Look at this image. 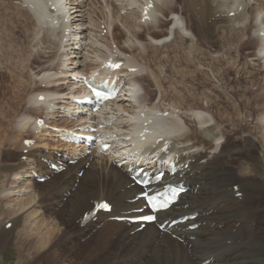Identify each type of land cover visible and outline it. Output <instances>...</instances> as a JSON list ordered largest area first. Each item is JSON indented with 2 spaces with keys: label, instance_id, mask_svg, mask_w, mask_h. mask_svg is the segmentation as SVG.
I'll return each instance as SVG.
<instances>
[{
  "label": "bare ground",
  "instance_id": "bare-ground-1",
  "mask_svg": "<svg viewBox=\"0 0 264 264\" xmlns=\"http://www.w3.org/2000/svg\"><path fill=\"white\" fill-rule=\"evenodd\" d=\"M13 1L21 3L14 5ZM114 1L108 0L110 4L107 3V8L113 12L110 27L118 28V24L123 27L121 43L117 38L119 33L115 31L103 42L97 41L96 22L106 19L99 0H65L66 14L71 19L69 36L60 29L64 27L63 19L55 12L50 16L57 24L51 26L41 23L36 4L24 7L25 3L29 4L24 0H0V178L4 176L0 200L6 201L8 206L5 210L8 219L5 217L2 229L0 227V251L15 240L20 249V262L27 260L29 263L33 259L36 264H200L209 258L211 264H264V177L259 178L244 159L255 147L256 158L264 164V79L259 78L257 82L251 73L246 72L240 81L229 79L222 83L224 91L227 87L235 97V101L225 100L229 101L228 109L220 105L222 94L210 93L209 89L200 93L198 87L193 86L202 74L209 80L207 71L200 74L202 67L213 71L217 78L222 76L224 69L245 70L248 67L257 69L264 77V36L260 35L264 34V5L258 6L259 0H177L180 4L177 11L191 14L190 18L184 20L182 16L181 19L185 21L186 31L192 32L193 39L175 31L170 45L159 46L169 34L161 36L158 29L165 25L164 19L168 15L177 13V1L163 0L154 20L145 24L139 22L136 11L119 15L128 0H120L119 5H114ZM113 5L119 7L118 11ZM231 12L237 14L229 17ZM224 37L236 44L225 45ZM77 40L87 41L83 53L76 50L79 47ZM105 44H116L129 53L133 63L140 67L135 80L142 85L149 82L155 86L161 96L159 103L179 110L176 121L182 123L183 120L193 129L192 133H182L181 124L175 138L176 150L184 146L180 153H192L196 160L192 176L185 178L198 189L196 194H186L183 204H188V209L170 212L172 215L198 212L203 223L198 231L186 234L185 243L173 240L168 234H159L154 226L132 236L130 230L121 224L104 223L97 229L96 226L106 217L102 215L99 222L88 226V231L75 226L76 220L91 209L93 201L108 200L113 204V214L141 205L127 203L139 190L130 187L127 175L112 161L101 157L92 160L76 187L75 172L85 169L87 160L69 166L66 172L43 184L33 179L32 171L51 173L41 157L51 159L53 156L32 147L26 155L23 154V136L29 134L30 129L35 132V118L31 115L44 109L52 110L53 116L55 113L60 115L62 109V116L68 117L71 107L65 95L72 94L74 88L70 89L68 76L80 71V67L95 66L104 55ZM245 45L253 47V54L243 63L233 58L222 60L225 53H232L233 46L239 53L240 46ZM62 48L66 52H61ZM161 49H165V55ZM169 51L175 58L183 55L182 61L176 59L172 62L176 63V70L170 67L182 79L180 83L166 76ZM200 54L204 59L198 61ZM62 76L64 79L60 78ZM186 81L192 86L185 85ZM37 83H45L47 88L37 93ZM241 83L239 89L232 85ZM143 90L140 105L144 106L153 94L150 86L143 87ZM40 94H44L45 101H37ZM203 101L207 106L202 104ZM125 102H120L116 112L120 114L122 124H127L131 119L129 114L136 110ZM154 104L151 107H161ZM214 109L217 113L213 112ZM23 111L26 115H22ZM192 111L195 112L193 123L186 115ZM205 113L213 125H209ZM247 119L255 125L254 130H246L250 124ZM16 121L20 129L16 127ZM236 122H243L245 126L236 127ZM51 124L57 125L56 120ZM228 125L236 127L233 133L226 130ZM237 134L241 137H236ZM257 135L261 142L258 147L253 141ZM39 141L43 143L42 139ZM17 149L22 150L21 153L18 154ZM23 156H27L24 162L21 160ZM201 159H207L208 163L199 165ZM236 184L243 194L241 199L235 198L230 188ZM68 192L70 196L64 201ZM9 221L13 226L7 231L4 226ZM16 230L17 234L14 233ZM190 235H195L196 240H189Z\"/></svg>",
  "mask_w": 264,
  "mask_h": 264
},
{
  "label": "rangeland",
  "instance_id": "rangeland-1",
  "mask_svg": "<svg viewBox=\"0 0 264 264\" xmlns=\"http://www.w3.org/2000/svg\"><path fill=\"white\" fill-rule=\"evenodd\" d=\"M117 1V5H119V4H121L120 3V0H116ZM119 3V4H118ZM122 29H123V27H122ZM186 30V29H185ZM163 35L166 33V29H164L163 30ZM180 33L181 34H183L184 36H186L188 39H190V40H192L193 39V36H192V34L190 33V32H185V31H180ZM143 34H145V33H143ZM119 38V42H121L122 41V39H123V37H122V33H120V36L118 37ZM145 38V37H144ZM145 40V39H144ZM229 40V41H228ZM223 43L225 44V45H230V42H231V44H236V43H234V42H232V40H230L229 39V37H226V39H225V37H224V39H223ZM251 48V49H250ZM163 50H165V49H163ZM162 49L160 50V52L162 53V54H164L165 55V53H164V51H163ZM235 46H233V49H230V51L232 52L231 54H224L223 55V59L222 60H225V61H230L232 58L235 60H240V63H243L244 62V60H246V58L248 59L249 57H251V55L253 54V52H251L252 50H253V47H251V45H245V46H243V47H241L240 46V50H239V53H236L235 52ZM170 54V55H169ZM201 55V56H200ZM199 56H197L198 58H197V60L198 61H200V59L201 60H203L204 59V56L202 55V54H200ZM167 56L169 57L168 59V62H167V70H168V73H167V75L168 76H170L171 78H173V79H176L175 78V76L178 78L179 77V75H177V74H174L173 72H172V70L171 69H175L176 70V63L175 64H173L172 62L173 61H175L176 59H178L179 61H182V57H183V55H178V58H175V57H172V56H174V54L172 53L171 54V52L169 51L168 53H167ZM192 58H193V56H192ZM151 59V58H150ZM81 60V59H80ZM170 67H171V69H170ZM200 74H202V73H204V71H207L208 72V74H209V80H206L202 75L199 77V78H197V84H194L193 86L194 87H198L197 88V90H198V92H203V91H207L208 89H209V91H210V93L213 91L214 93H219L220 95H221V103H220V105H221V107H223V108H225V109H228V108H230V104L228 103V102H226L225 100H232V101H235V97L234 96H232V94L230 93V90L226 87L225 88V90H227V91H224V88H222V83H224V82H227V81H229V79H234L235 80V82L236 81H240L239 79H240V77H241V75L242 76H244L245 74H246V72H249V73H251V76L253 75L255 78H256V81L257 82H259V78H263L264 79V77L263 76H261L260 75V73H259V71L257 70V69H255V68H250V67H248V69H241V70H236V69H229V71H228V69H224L223 71V73H221L222 74V76L221 77H223V78H221V77H216L215 75H214V72L213 71H211V72H209V70L208 69H204L203 67H202V69H200ZM226 71V72H225ZM241 71V72H240ZM32 73V72H31ZM225 74V75H224ZM258 78V79H257ZM172 79V80H173ZM236 79H238V80H236ZM200 80H202V81H200ZM204 80V81H203ZM48 81V80H47ZM46 81V82H47ZM174 81V80H173ZM209 81H210V83H209ZM204 82H205V84H204ZM11 84V83H10ZM9 84V85H10ZM201 84V85H200ZM212 84V85H211ZM37 85H39V83H37ZM45 84L43 83H41V85H39V89L40 88H44L43 86H44ZM185 85H189V86H192V84H190V82L188 81H186V83H185ZM233 86H235V89H239L243 84L241 83V84H239V85H236V84H232ZM262 85L264 86V83H262ZM1 86V85H0ZM35 86V85H34ZM146 86H149V84L148 83H146ZM216 86V87H215ZM200 87V88H199ZM203 87V88H202ZM211 87V88H210ZM239 87V88H238ZM199 89H200V91H199ZM211 89V90H210ZM220 91H219V90ZM150 90H152L153 92H155V94H154V96H153V100L158 96L157 95V92L155 91L156 90V87L155 86H151L150 87ZM202 90V91H201ZM222 90V91H221ZM152 91H150V92H152ZM222 92H224V93H222ZM226 92H228V94L226 93ZM151 94H153V93H151ZM225 96L227 97V98H225ZM238 97H239V95H238ZM204 106H207V102L206 101H203V103H202ZM236 104H238L237 102H236ZM229 106V107H228ZM231 110V109H230ZM47 111V110H46ZM215 111V112H214ZM62 113L59 115V116H61L62 118L63 117H65V116H62L63 115V111H61ZM213 112L214 113H217V110L216 109H214L213 110ZM220 113L222 114V112L220 111ZM41 114V112H37V113H35L34 114V116L36 115V116H38V115H40ZM220 114V115H221ZM22 115H26V112L25 111H23V113H22ZM208 116V115H207ZM209 117V116H208ZM66 118V117H65ZM210 118V117H209ZM248 120V122L250 123L249 125H248V127L246 128V130H254L255 129V125L254 124H251V120L250 119H247ZM16 127L18 128V129H20L21 127H18V124H17V121H16ZM244 127L245 125H244V123L243 122H236V127ZM15 127V128H16ZM231 127V128H230ZM236 127H234V126H231V125H228L227 127H226V130H228L229 132H231V133H233L234 132V128H236ZM197 129H195V131H196ZM240 134H237L236 135V137H241V135L239 136ZM23 137H33L32 135H31V133H29V134H25V136H23ZM45 138H48V136H45ZM256 137L254 136V138H253V141H255V144H257V147L258 146H260V137H259V135H257V138L255 139ZM42 139V138H41ZM40 140V139H39ZM43 140V139H42ZM45 142H52L53 143V141H51V138L49 139L48 138V140L47 141H45ZM39 143H40V141H39ZM40 144H42V145H44V146H47V144H43V143H40ZM21 146V145H20ZM251 148H253V145L251 146ZM255 148V147H254ZM253 148V151H251V154H250V156L247 158V157H245L244 159L245 160H248V161H246L247 162V164H249V165H251L253 168V170H254V172L255 173H257V175H258V177L259 178H263L264 177V164H262V162H260V160L259 159H257L256 158V150ZM31 149H37L38 150V145H36V147L34 146V147H32ZM40 151H42L41 149H39ZM22 151V150H21ZM259 151V150H258ZM16 152L19 154L20 153V150L19 149H17L16 150ZM43 152V151H42ZM45 152V151H44ZM234 156H237V155H234ZM255 156V157H254ZM250 160V161H249ZM24 162V161H23ZM23 164V163H22ZM246 164V165H247ZM3 179H4V176L3 177H1L0 178V188H1V186L3 185ZM6 179V178H5ZM12 199H15L14 197H12ZM11 199V200H12ZM6 202V201H5ZM4 202V200L3 201H1L0 200V216L2 217L1 219L2 220H0V227H1V229H2V221L5 219V217H7V211H5V210H7L8 209V206H7V202L5 203ZM2 203H3V205H5V207H3V205H2ZM4 208V210H2ZM59 208H61V207H59ZM4 211V212H3ZM5 214V215H4ZM7 219H8V217H7ZM262 222V221H261ZM262 225H264V223H262ZM11 230V229H10ZM18 230H20V228L18 229ZM18 230H16L14 233H18ZM13 233V234H14ZM16 234H14L13 236H14V239H15V236H16ZM14 241L15 240H13V241H11L10 243H8L7 245H5L4 246V248H2L1 250L2 251H0V264H36V262L34 263V260L33 259H30L29 261V263H27V260H24V261H22V262H20V256H19V251L18 250H20L19 249V247H17V245H15V243H14ZM18 248V249H17Z\"/></svg>",
  "mask_w": 264,
  "mask_h": 264
},
{
  "label": "snow or ice",
  "instance_id": "snow-or-ice-1",
  "mask_svg": "<svg viewBox=\"0 0 264 264\" xmlns=\"http://www.w3.org/2000/svg\"><path fill=\"white\" fill-rule=\"evenodd\" d=\"M95 96L101 100L108 99L110 94L101 93L99 91H95ZM29 145H31V142H28ZM143 187L148 188L150 187V184L147 181H143ZM173 195H176V190H173ZM139 196L145 200L146 204L150 205L155 212H164L167 211L171 205L170 200H160L158 195L150 194L147 191H142ZM100 210L111 212L112 211V205L109 202H102L98 203L96 205ZM149 221H154L156 219L155 216H148L146 217Z\"/></svg>",
  "mask_w": 264,
  "mask_h": 264
}]
</instances>
